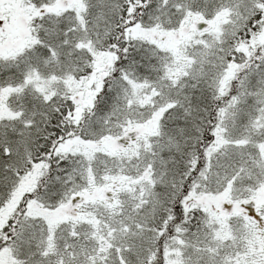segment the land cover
Returning a JSON list of instances; mask_svg holds the SVG:
<instances>
[{"label": "snow or ice", "instance_id": "6c2138e0", "mask_svg": "<svg viewBox=\"0 0 264 264\" xmlns=\"http://www.w3.org/2000/svg\"><path fill=\"white\" fill-rule=\"evenodd\" d=\"M0 264H264V0H0Z\"/></svg>", "mask_w": 264, "mask_h": 264}]
</instances>
